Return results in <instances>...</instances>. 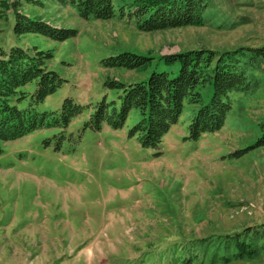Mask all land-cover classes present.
<instances>
[{"label": "rangeland", "instance_id": "1", "mask_svg": "<svg viewBox=\"0 0 264 264\" xmlns=\"http://www.w3.org/2000/svg\"><path fill=\"white\" fill-rule=\"evenodd\" d=\"M40 1L0 0V50L53 53L48 68L65 82L37 111H58L65 98L87 108L58 151L54 129L3 145L0 264H264V0H211L202 24L154 32L125 17L133 0H112L117 15L107 22ZM16 4L77 35L64 42L14 36ZM200 50L226 57L256 82L249 93L231 94L220 131L186 140L200 107L187 103L157 150L127 138L139 120L135 110L119 131L83 130L94 104L103 97L119 102L121 91L108 83L142 82L154 70L176 74L179 65L165 66L162 57ZM122 52L148 62L135 70L104 67ZM23 91L32 94L34 84ZM199 92L207 102L211 87ZM233 239L255 254L235 258Z\"/></svg>", "mask_w": 264, "mask_h": 264}, {"label": "trees", "instance_id": "2", "mask_svg": "<svg viewBox=\"0 0 264 264\" xmlns=\"http://www.w3.org/2000/svg\"><path fill=\"white\" fill-rule=\"evenodd\" d=\"M41 5L40 0H25ZM59 4L73 6L80 18H93L102 22L112 20L117 14L112 0H54ZM211 0H133L125 14L134 20L137 28L143 32H154L170 28L199 25ZM14 5L13 34L20 37L25 34L43 36L55 42H64L74 38L77 31L69 28H57L41 20L30 18ZM123 8L117 11L123 15ZM260 54H264L260 53ZM53 59L51 51H41L34 47L23 50L11 47L0 50V154L3 145L22 139L36 131L54 129L59 132L54 150L58 151L66 140V130L71 122L87 108L76 104L71 98H65L58 111L36 110L47 97L54 94L64 84L56 72L48 68ZM163 64L179 65L177 73L167 71L151 72L142 82L122 84L111 81L109 89H119L117 101H108L103 97L92 106L91 113L83 130L100 132L103 126L112 131L124 128L133 110L138 112L139 120L127 131L128 139H135L143 149L157 150L163 138L175 126L180 118L184 104L200 105L187 127L186 140L198 141L204 134L220 131L232 109V93L246 94L253 90L256 82L251 80L245 69L231 64L226 57H216L205 51H189L162 57ZM147 59L128 52H122L104 61L106 68L135 70L144 67ZM34 84L32 94L23 88ZM205 85L211 87L207 102L203 101L199 89ZM203 91V90H202ZM25 107H21L22 103ZM79 138V137H78ZM264 144V126L262 127ZM50 139L45 142L48 145ZM160 153H155L158 157ZM264 234V231L261 233ZM236 248L235 258H247L255 250L233 239Z\"/></svg>", "mask_w": 264, "mask_h": 264}]
</instances>
